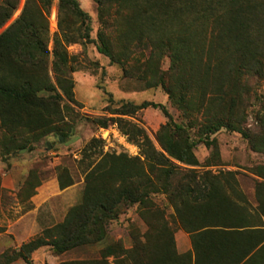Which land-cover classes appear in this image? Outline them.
Returning a JSON list of instances; mask_svg holds the SVG:
<instances>
[{"label":"trees","instance_id":"obj_1","mask_svg":"<svg viewBox=\"0 0 264 264\" xmlns=\"http://www.w3.org/2000/svg\"><path fill=\"white\" fill-rule=\"evenodd\" d=\"M95 1L100 5L106 0ZM107 1L129 5L131 12L126 18L138 21L139 25L130 27L133 30L124 26L121 36L127 34L139 43H146L151 56L170 57V73L176 76L182 101L190 107L191 103L196 105L198 110L204 109L207 115L212 103L227 100L225 88L234 86L230 81H237L242 72L264 74V0ZM37 2L26 0L21 15L0 33V127L5 126L14 134L30 126L32 121L27 117L32 114L51 124L52 118L60 113L63 95L59 90L75 101L71 76L75 66L70 64L72 56L68 46L93 41L91 16L80 1L59 0V30L52 38L51 50L45 18L51 0H41L42 5ZM3 4L0 28L12 18L19 0H4ZM32 5L36 8L32 9ZM68 13L81 24L75 26L68 22ZM40 16L46 19V24L41 23ZM106 22L99 33L97 48L116 61L115 41ZM50 57L55 80L49 73ZM146 64L152 67L151 63ZM159 72L157 68L155 73ZM174 88L175 85L166 87L171 98L176 96ZM234 104L232 101L231 105ZM148 107L160 108L168 118L159 131L160 148L142 126L127 118ZM110 114L113 116L96 118V123L105 128L118 124L139 146L140 154H103V150L97 153L94 144L99 141L92 139L84 150L85 158L96 154L102 157L96 163L95 159L88 162L79 203L70 207L52 240L38 236L22 243L13 251L14 255H6L9 263L23 259L31 264L33 252L47 245L61 253L78 245L102 241L110 220L130 206L144 207L151 194L161 193L174 209L171 216L176 227L170 234L172 247L169 242L162 246L159 245L162 241L154 246L147 242L153 237L150 232L160 237L163 232L172 231L164 211H160L148 224L146 243L139 241L132 250L135 264H264L263 181L257 183L258 202L253 206L241 191L237 171L214 172L208 167L216 164L201 162L195 154L196 141L187 134V127L175 122L162 103L127 101L111 109ZM219 114L214 123L207 125L204 138L226 127L241 132L249 138L253 150L264 153V147L260 146V142L264 144V129L262 137L254 140L244 129L221 119ZM261 117L264 127V114ZM15 137L5 148L8 154L18 147L30 146L28 138ZM208 140L207 144H212ZM58 180L61 189L73 184L60 177ZM156 209L159 212V207ZM177 229L190 234L192 250L177 251ZM108 254L114 252L109 250ZM102 262L108 264L106 260Z\"/></svg>","mask_w":264,"mask_h":264},{"label":"rangeland","instance_id":"obj_2","mask_svg":"<svg viewBox=\"0 0 264 264\" xmlns=\"http://www.w3.org/2000/svg\"><path fill=\"white\" fill-rule=\"evenodd\" d=\"M36 1L42 5L41 0ZM79 1L91 16L89 24L93 41L76 42L68 46L69 55L72 56L70 64L75 66L71 73L75 101L69 100L59 90L63 95L60 113L52 118L51 124H47L43 117L32 114L27 117L32 121L30 126L16 130V134L9 133L5 126L0 127V264H27L23 259L9 263L6 255H14L13 251L18 250L22 243L38 236L52 240L57 235V225L64 221L70 207L81 200L88 162L95 159L96 163L102 157L96 154L90 159L85 158L84 150L92 139L99 141L94 144L97 153L103 150V154H140L139 146L121 131L118 124L105 128L95 120L98 117L113 116L110 114L111 109L119 107L123 102L140 104L150 100L162 103L175 122L187 127V134L196 141L195 154L201 162L216 164L208 167L214 172L237 171L236 178L241 191L251 205L256 206L258 202V181L264 183V153L253 150L249 138L226 127L211 134L209 138L203 137L207 125L214 123L216 120L213 119L219 113L221 119L241 127L254 140L262 137L264 74L242 72L237 81H230L234 86L227 84V100L212 103V110L207 115L204 109L198 110L196 105L191 103L190 107L182 101L181 92L176 86V76L170 73V57L165 55L160 58L157 54L151 56L146 43H139L127 34L121 36L124 26L134 29L135 25H139L138 21L127 20L131 12L129 5L107 0L100 5L95 0ZM3 3L4 0H0V8ZM25 3L26 0H19L17 10L0 28V33L21 15ZM58 4L59 0H51L45 13L51 50L52 38L59 30ZM32 6V9L36 8ZM101 15L104 19H101ZM45 18L40 19L41 23L46 24ZM66 19L75 26L81 24L70 13ZM105 20L115 41L116 61L97 48ZM52 60L50 57L49 73L52 80H55ZM146 63H151L152 67ZM157 68L160 72L156 74ZM171 85H175V98H171L166 89ZM230 100L235 104L231 105ZM127 118L142 126L160 148L159 131L168 121L160 108H144L134 117ZM15 136L28 138L30 146L18 147L8 154L5 148ZM207 139L212 144H207ZM59 177L65 182L73 181L67 194H61L63 189L59 186ZM262 191L263 197L264 189ZM42 197L47 200L43 202ZM144 207L130 206L119 217L110 220L105 226L106 234L102 241L78 245L61 253L55 252L50 245L43 246L33 252L31 264H105L103 260L108 264H135L132 250L137 248L139 241L146 243L148 224L154 219L152 217L156 219L160 215V211H164L172 231L163 232L160 237L150 232L153 237L147 242L152 246L159 241H162L159 244L161 246L169 242V247H172L170 234H173L176 225L171 216L174 209L168 205L166 196L161 193L151 194ZM156 207H159V212ZM109 250L114 254H108Z\"/></svg>","mask_w":264,"mask_h":264},{"label":"crops","instance_id":"obj_3","mask_svg":"<svg viewBox=\"0 0 264 264\" xmlns=\"http://www.w3.org/2000/svg\"><path fill=\"white\" fill-rule=\"evenodd\" d=\"M71 188H72V185L64 188L61 191V194L62 193L65 194V192L67 194ZM44 197H42L43 198V200H42L43 202H45L47 200V198H44ZM33 200H34V198H33ZM175 240H176V248H177V251L179 253H185V252H188V251L192 250L191 236H190V234L187 231H185L183 229H178L177 232L175 233Z\"/></svg>","mask_w":264,"mask_h":264},{"label":"water","instance_id":"obj_4","mask_svg":"<svg viewBox=\"0 0 264 264\" xmlns=\"http://www.w3.org/2000/svg\"><path fill=\"white\" fill-rule=\"evenodd\" d=\"M49 146H50V143H49Z\"/></svg>","mask_w":264,"mask_h":264}]
</instances>
